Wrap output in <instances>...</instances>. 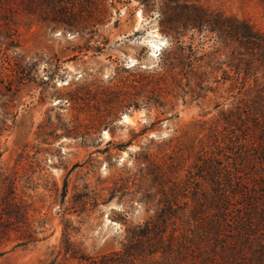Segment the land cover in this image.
<instances>
[{
    "label": "rangeland",
    "instance_id": "1",
    "mask_svg": "<svg viewBox=\"0 0 264 264\" xmlns=\"http://www.w3.org/2000/svg\"><path fill=\"white\" fill-rule=\"evenodd\" d=\"M187 1L246 21L264 34V0H105L106 12L95 6L74 9L62 18L66 24L42 20L20 6L4 15L0 179H17L18 193L33 203L39 241L16 247L12 234L11 242L0 246V264H48L54 258L77 264L60 255L66 225L72 241L90 255L119 251L131 229L155 217L163 191L170 196L177 188L184 206L202 185L213 188L198 170L205 155L234 168L230 149L241 132L224 117L243 107L249 82L244 85L222 64L228 58L213 47V35L192 47L190 35L182 39L187 54L217 63L211 90L192 100L182 90L174 97L176 92L160 82V63H177L165 61L173 56L175 35L163 31L162 21ZM152 89L161 99L144 106ZM118 99L143 106L112 109L110 102ZM149 161L164 169L161 180H155ZM236 206L231 205L234 211ZM173 224L187 229L176 218L169 232ZM188 241L193 252L177 260L203 259L214 248L205 239ZM252 241L254 248L234 264L259 263L264 229ZM237 248L231 243L230 249Z\"/></svg>",
    "mask_w": 264,
    "mask_h": 264
},
{
    "label": "trees",
    "instance_id": "2",
    "mask_svg": "<svg viewBox=\"0 0 264 264\" xmlns=\"http://www.w3.org/2000/svg\"><path fill=\"white\" fill-rule=\"evenodd\" d=\"M168 1L175 3L178 0ZM14 6H20L26 13L39 15L42 20L63 23L66 21L62 18L70 17L74 9L86 12L90 6H95L99 12H106L105 0H0V30L4 15L10 13ZM162 28L165 33L175 35L172 42L175 47L170 52L173 56H168L165 61L173 58L177 63L159 65L164 71V79L160 81L164 85L162 88L176 92L174 97L180 90L192 100L203 97V93L211 90L210 76L216 71L214 66L217 63H202L203 59L197 56V52L194 55L186 53L182 39L189 35L192 40L190 47L199 44L197 42L204 43L206 34L213 35V47L228 58L222 64H227L237 76L242 77L244 85L249 82V98L243 107L239 106L224 117L229 125L241 132L235 147L230 149L235 151V166L233 169L223 166L217 163L216 157L204 154L199 174L205 181H211L213 188L202 185L192 194V203L187 201L184 206L180 204L182 195L177 188H173L170 196L163 191V205L155 217L131 229L128 240L119 251L90 255L72 241L71 229L66 225L60 248L65 261L77 264H215V258L219 257V264H234L245 259L248 251L254 248L252 238L264 229V34L246 21L188 1L182 11L165 17ZM149 92L151 95L142 101L144 106L161 99V95L155 94V89ZM143 104L135 99H118L111 101L110 107L115 110L138 109ZM2 123L0 135L5 128V121ZM149 162L155 180H161L164 169ZM234 202H237L236 211L231 207ZM33 210V203L18 193L17 179H0V246L11 242L12 234L17 236L14 241L16 247L39 241ZM176 218L181 219L187 229L173 224L174 230L169 232ZM190 230L194 235L189 233ZM229 234L237 236L236 250L230 249L235 241L229 240ZM190 236L194 240L210 242L214 246L212 252L203 259L196 256L194 261L187 258L177 260V257L190 256L193 252V243L188 241ZM260 249L258 264H264V246ZM48 264L61 262L54 258Z\"/></svg>",
    "mask_w": 264,
    "mask_h": 264
}]
</instances>
